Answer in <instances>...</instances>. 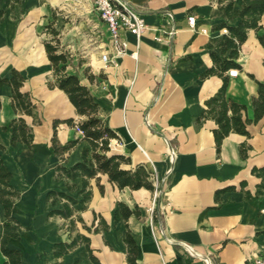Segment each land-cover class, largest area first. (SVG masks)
Segmentation results:
<instances>
[{
    "label": "crops",
    "instance_id": "obj_1",
    "mask_svg": "<svg viewBox=\"0 0 264 264\" xmlns=\"http://www.w3.org/2000/svg\"><path fill=\"white\" fill-rule=\"evenodd\" d=\"M124 1L143 17L148 30L139 41L123 34L126 54L116 65L103 66L99 55L108 46V32L100 21L103 31H98L99 46L89 59V72L76 67L74 74L98 101L99 116L116 135L108 155L128 158L123 170L149 171L155 190H120L107 175L97 174L88 181L90 199L82 203V177L67 178L56 168L69 170L81 163L84 151L87 164L92 162L89 143L76 127L60 123L58 144L78 141L77 145L62 155L51 149L55 120L78 123L83 118L63 91L48 87L52 69L38 26L49 7L43 0H0V77L10 78L13 70L21 74V92L29 94L40 121L34 125L32 117L15 113L11 88L0 87V158L11 174L10 185L19 193L11 215L18 237L9 239L6 248L20 254L21 264H52L54 245L68 244L78 234L89 239L99 264H128L123 239L129 231L138 249L137 264H204L205 259L210 264H249L264 257V197L248 201L241 189L243 183L254 195L260 183L252 170L264 166V116L247 125L248 136L229 134L219 151L214 121L202 118L205 102L222 86L217 75L204 76L213 66L211 53L219 55L218 47L228 34L219 26L233 27L238 20H229L218 0ZM241 7L242 0L233 1V10ZM189 17L196 20L194 29ZM259 24L262 29L249 30L240 48L235 60L240 68L231 69L237 76L226 73L225 98L244 105L248 120H253L256 82L264 81V49L257 40V35L264 36V14ZM19 117L32 129L33 149L11 147L10 133L1 130ZM170 146L173 161L168 157ZM64 204L72 210L70 217L56 214ZM119 204L131 211L137 208L139 216L115 218ZM6 221L0 205V225ZM5 261L0 252V264ZM58 262L94 264L82 243Z\"/></svg>",
    "mask_w": 264,
    "mask_h": 264
},
{
    "label": "trees",
    "instance_id": "obj_2",
    "mask_svg": "<svg viewBox=\"0 0 264 264\" xmlns=\"http://www.w3.org/2000/svg\"><path fill=\"white\" fill-rule=\"evenodd\" d=\"M221 3L220 9L224 12L229 20H238L236 26H227L221 24L220 28H225L228 34L224 36L223 42L219 45L217 53H211L213 66L206 71L204 76L217 75L222 79V86L218 92L205 102L206 110L202 118L211 119L214 121L216 128L213 130L216 150L219 151L222 141L231 133L248 136L246 127L249 123H256L264 116V81L256 82L257 96L252 98L253 120L245 118L246 107L225 98L226 87L228 84V77L226 73L231 69H239V65L235 60L239 55V51L243 43L246 41L249 30L259 32L262 28L260 26V19L264 14V0H242V7L240 10H233L234 0H218ZM0 12V16H1ZM55 36L57 33L52 32ZM257 40L264 49V36L257 35ZM44 48L48 61L52 69L53 83H48V87L58 88L63 91L68 100L75 108L78 116L82 117L78 123L73 120L53 122V137L52 152L62 155L65 152L73 149L78 141H70L65 145H59L56 140V127L60 123H65L76 127L83 134V139L87 141L92 150V162L87 164L86 151L83 153V161L72 166L69 170L58 166L56 172L63 174L67 178L82 177V203L87 202L91 197L88 181L93 179L97 174L107 175L110 183L115 184L120 190L129 188L130 190L146 189L154 191L155 188L149 181L150 172L143 167H137L134 170H123L121 165L129 164V159L121 155H108L109 142L116 138L115 133L110 130L104 120L99 116L100 106L95 97L90 93L89 89L80 83V80L75 74L65 73L67 64V56L65 53L59 51L57 44L52 42H44ZM229 55L226 56V53ZM264 65V62H263ZM91 79V77H88ZM24 79L21 74L15 70L11 72L10 78L0 77V87L8 86L11 88V109L19 115L30 116L34 119V125H39L40 121L37 118L36 107L33 105L28 93L21 92ZM1 110V104H0ZM4 132L10 133V146L16 147L18 144L26 146L28 149H33V134L32 129L25 123L22 117L12 119L5 126L1 128ZM244 146L240 147V154H243ZM4 147L0 145V151ZM252 174L260 179V183L256 187L254 195L244 190V184H241V189L244 198L248 201L264 197V166L262 168H254ZM11 174L4 166L0 158V205L4 210L6 222L0 225L2 232H0V252L6 258L3 264H21L20 254L17 251L6 248L7 241L11 238H17L18 233L13 226V219L11 215L16 213L15 200L19 193L10 185ZM71 188V187H70ZM59 197L65 199L69 204H75V201L65 194H58ZM69 204H64L62 211L56 214L62 217H70L72 210ZM121 215L125 221L131 216H139L137 208L131 211L125 205L119 204V209L115 213V218ZM71 226L74 225L72 221ZM107 229V227H104ZM124 245L127 249L128 264H137L136 259L138 255L137 245L132 238L129 231H126ZM82 243L85 245L89 257L94 264H99L92 256L89 249V239L76 235L68 244L54 245L52 252L55 262L52 264H60L58 259L63 255L69 253L76 245Z\"/></svg>",
    "mask_w": 264,
    "mask_h": 264
},
{
    "label": "rangeland",
    "instance_id": "obj_3",
    "mask_svg": "<svg viewBox=\"0 0 264 264\" xmlns=\"http://www.w3.org/2000/svg\"><path fill=\"white\" fill-rule=\"evenodd\" d=\"M43 5L49 8L38 26V36L43 42L57 44L66 54L65 73L74 74L78 67L87 74L89 59L99 46L98 31H103L93 1L43 0Z\"/></svg>",
    "mask_w": 264,
    "mask_h": 264
},
{
    "label": "built area",
    "instance_id": "obj_4",
    "mask_svg": "<svg viewBox=\"0 0 264 264\" xmlns=\"http://www.w3.org/2000/svg\"><path fill=\"white\" fill-rule=\"evenodd\" d=\"M92 1L100 21L106 26L108 32V46L101 51L99 61L103 66H114L116 65L117 59L126 54L127 42L123 34H130L139 41L148 28L145 25L143 17L124 0ZM187 21L190 28L194 29L196 27V20L194 17H189ZM201 32H205V30L202 29ZM226 32V30H223V33ZM170 35H172V33ZM155 40L158 42L162 41L161 37H156ZM237 74V70L228 71V76L231 78L236 77ZM168 157L170 161H173L175 158V151L171 146L169 147ZM182 247L186 252L197 256L191 246L182 244ZM204 264H210L209 260L205 259ZM249 264H264V257L256 258L249 262Z\"/></svg>",
    "mask_w": 264,
    "mask_h": 264
}]
</instances>
